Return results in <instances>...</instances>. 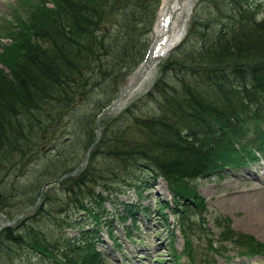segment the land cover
<instances>
[{"label":"trees","instance_id":"16d2710c","mask_svg":"<svg viewBox=\"0 0 264 264\" xmlns=\"http://www.w3.org/2000/svg\"><path fill=\"white\" fill-rule=\"evenodd\" d=\"M18 1L0 23L9 39L0 42V212L4 221L30 215L0 228V264L22 253L42 264H105L98 226L114 250L119 244L104 203L117 185L140 197L159 177L171 197L158 207H169L187 257L177 264H193L189 216L204 210L196 181L264 153L259 4L196 0L184 41L157 62L150 87L97 120L145 56L161 0ZM124 205L136 228L133 211L145 206ZM215 226L221 244L210 239V251L231 242L243 256L264 257V243L226 217ZM71 227L76 234L63 233Z\"/></svg>","mask_w":264,"mask_h":264},{"label":"rangeland","instance_id":"374dc122","mask_svg":"<svg viewBox=\"0 0 264 264\" xmlns=\"http://www.w3.org/2000/svg\"><path fill=\"white\" fill-rule=\"evenodd\" d=\"M162 1L163 0L160 1L156 18L161 9ZM195 1L196 0L192 1L190 7H186L184 15L186 24L182 35L170 49L178 46L184 41L187 27L191 21L189 19V11L192 10ZM254 1L259 4L256 7V11H259L258 15L264 16V0ZM13 4L14 6L19 5V1L0 0L1 24L9 20L8 18L12 11ZM156 18L155 20H157ZM156 22L157 21H154L153 25H156ZM153 38L154 26L151 31V41ZM0 42L8 43L9 39L2 37L0 38ZM166 55L162 58H165ZM157 62L158 61L151 67L148 72L149 76L147 75V79L142 81L141 86L138 88L139 90L127 100L141 95L150 87L156 76ZM0 66L3 67L4 71L7 70L2 64H0ZM131 76V74L127 76L126 83L131 80ZM127 100L122 106L115 107L113 111L107 114L110 116L114 115L128 102ZM262 128L264 129V124ZM42 150H44V146ZM257 156V159L247 161L242 164V166L223 168L219 171L218 175H212L207 179L196 181V192L203 198L204 210H198L197 214L193 209L189 216L193 223V232L189 235L192 241L193 264H264V257L262 255H253L250 257L243 256L238 253V249L234 248V244L231 242H224L220 245L222 247H217L218 252L210 251L208 246V241L210 239L213 241L214 246L221 244L217 242L221 228L215 226V223L218 221V218L222 217L228 219L229 227L232 230L249 234L256 240L264 243V200L259 199L260 195H256L260 191H264V153H257ZM247 172L251 174H247ZM54 180L55 179L52 181ZM117 186L121 191H113V202L106 201L104 203V208L107 213V220H110V224L113 227L112 235L116 238L119 248L117 250L112 248V240L107 236L106 230L104 229L105 226H98L97 233L100 239L95 243V247L101 253L104 263L177 264L187 261V257L182 251V234L179 226L171 217L172 213L169 207L163 206L162 209L159 208L162 206L158 201L169 202L171 197L165 181L160 177L157 178L155 182L151 181V186L144 189V191L140 193V197L135 196L134 192L130 189L125 188V191H122L123 188H121L120 185ZM123 202L141 205V207L145 206L146 209L144 211L142 208L133 211L135 212L134 218L136 220V228L133 227L131 214L125 210L127 207ZM160 210L161 212L167 213L165 218L160 216ZM119 214L126 218L125 221L118 219L117 216ZM28 215H30L29 211L24 213L21 219H24ZM4 219L3 211H1L0 225L5 222ZM101 219H104V217ZM83 227L87 228L86 226ZM126 229L130 231L129 235L125 234L124 231ZM63 233L72 236L76 234V229L71 227L66 229ZM12 264L42 263H40L32 253L26 256L22 253L13 258Z\"/></svg>","mask_w":264,"mask_h":264},{"label":"bare ground","instance_id":"6f19581e","mask_svg":"<svg viewBox=\"0 0 264 264\" xmlns=\"http://www.w3.org/2000/svg\"><path fill=\"white\" fill-rule=\"evenodd\" d=\"M192 1L193 0H184V1H182V4L180 5V7H178V0H163L162 1L161 9H160L159 14H158V16L156 18L157 20H155V21H157L156 22L157 24L153 25L154 26V37H156V40L155 39L153 40V44H152V47H151L152 48L151 49L152 50V54H157V55L161 54V57H164L167 54V52L170 49V47L175 42H177L180 39V37L182 35V32H183V29H184L185 24H186L185 23L186 18L184 16L185 15V9H186L187 6L190 7V5L192 4ZM171 12L174 13L175 15L173 16V20H172V22H171V24H170V26L168 27V30H167V25L169 23V18H170ZM180 23H181V25H180ZM158 41H163V43L160 45ZM154 65L155 64H152L146 69L144 76L140 79V81H139L137 87L135 88V90L130 92L127 96H124L121 99V101L118 104V106H116V107L122 106L126 102L127 99H129L132 95H134L139 90L138 89L139 86H141V83H142L143 80L147 79L146 76L148 75V72L150 71L151 67L154 66ZM88 155H89V152L87 154V157H88ZM71 173H73V171ZM247 174H251V173L247 172ZM47 184H49V183H45L44 185H47ZM256 195H260L259 199L264 200V191L263 192L260 191ZM38 200H37V202H38ZM33 207H34V205L31 206V209ZM28 211L29 210H24L19 215H17L16 218L12 219L11 221L3 222L0 225V228L2 226L13 224L16 221L17 218H21V216L24 213L28 212Z\"/></svg>","mask_w":264,"mask_h":264},{"label":"water","instance_id":"95a60500","mask_svg":"<svg viewBox=\"0 0 264 264\" xmlns=\"http://www.w3.org/2000/svg\"><path fill=\"white\" fill-rule=\"evenodd\" d=\"M182 1L184 0H178V7H180V5L182 4ZM175 14L171 12L170 18H169V23L167 25V30L168 27L170 26L172 20H173V16ZM156 40V37L153 38V40ZM153 40L150 42L147 52L145 54V56L143 57V59L141 60V62L137 65V67L132 71V73H130L132 76L131 80L129 82H127L124 86H122L118 93L117 96L114 100H112L105 108H103L99 114L97 115V120L102 117L104 114L112 111L116 106H118V104L120 103L121 99L124 96H127L130 92H132L133 90H135V88L137 87L140 79L144 76L146 69L154 64L157 60H159L161 58V54L157 55V54H152V44H153ZM159 44L161 45L163 43V41H158ZM98 131L99 128L97 127L96 129V138L94 140V142L97 140L98 137ZM94 142H92L87 149L85 150L84 155L82 156V158L80 159V161L78 162V164L73 168V173L75 171H77L78 167H81L82 165H84L87 161V154L90 150V148L92 147V145L94 144ZM67 174H63L62 176H60L58 179H61L62 177L66 176Z\"/></svg>","mask_w":264,"mask_h":264}]
</instances>
